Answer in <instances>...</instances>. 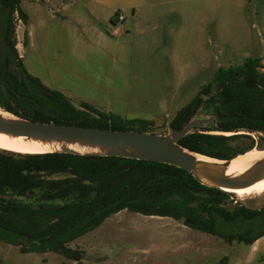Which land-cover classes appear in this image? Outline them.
Segmentation results:
<instances>
[{
    "label": "rangeland",
    "instance_id": "obj_1",
    "mask_svg": "<svg viewBox=\"0 0 264 264\" xmlns=\"http://www.w3.org/2000/svg\"><path fill=\"white\" fill-rule=\"evenodd\" d=\"M58 1L21 0L32 23L30 44L28 16L13 15L14 47L26 70L77 107L84 101L124 118H145L155 133H172L169 124L176 111L219 67L235 68L258 57L264 69V0H143L136 13L123 12L125 20L117 23L106 7H100L95 20L89 0H67L73 4L53 14L49 6ZM5 49L1 39L0 51ZM13 65L7 61L5 67ZM254 139L253 148L264 149V134ZM234 198L225 206H264V193ZM263 227L264 219H256L220 230ZM68 246L83 251L82 264H183L187 257L190 264H264V235L252 244L228 241L171 217L127 209ZM0 264L80 262L55 251L23 253L19 245L0 239Z\"/></svg>",
    "mask_w": 264,
    "mask_h": 264
},
{
    "label": "trees",
    "instance_id": "obj_2",
    "mask_svg": "<svg viewBox=\"0 0 264 264\" xmlns=\"http://www.w3.org/2000/svg\"><path fill=\"white\" fill-rule=\"evenodd\" d=\"M20 3L0 0V40L6 44L5 51H0L2 108L44 122L152 132L153 122L148 119L124 118L84 101L77 107L62 92L30 74L14 47V12L27 18ZM110 20L116 22L114 17ZM5 60L13 67H5ZM200 107L213 115L214 124L194 129L179 144L217 159L253 149L254 134H264L260 58L248 57L235 68L219 67L212 80L176 111L169 124L172 132L181 129ZM229 198L218 188L199 183L187 170L158 161L65 152L18 153L0 148V239L19 245L23 253L55 251L82 264L83 251L69 247L68 242L123 209L171 217L192 229L252 244L264 235V227L230 233L220 227L262 220L264 206L236 203L230 209L225 206Z\"/></svg>",
    "mask_w": 264,
    "mask_h": 264
},
{
    "label": "water",
    "instance_id": "obj_3",
    "mask_svg": "<svg viewBox=\"0 0 264 264\" xmlns=\"http://www.w3.org/2000/svg\"><path fill=\"white\" fill-rule=\"evenodd\" d=\"M0 110L6 113H0V133L2 134L25 137L43 143L58 142L91 149L79 151L64 146L47 152L119 156L167 163L187 170L199 183L216 187L229 194L231 198L238 196L232 190L249 187L264 179V153L242 171L227 174V165L240 154L230 159H217L199 154L179 144V140L194 129L214 124L213 115L209 111L202 114V107L181 129L171 134L44 122L14 114L1 106ZM258 150L264 151V149ZM200 156L223 161V163ZM234 199L238 201L237 198ZM18 241L28 244L24 238H18Z\"/></svg>",
    "mask_w": 264,
    "mask_h": 264
},
{
    "label": "bare ground",
    "instance_id": "obj_4",
    "mask_svg": "<svg viewBox=\"0 0 264 264\" xmlns=\"http://www.w3.org/2000/svg\"><path fill=\"white\" fill-rule=\"evenodd\" d=\"M0 113H3V111L0 110ZM6 114V113H3ZM68 146L71 148H74L79 151H86L91 150L86 147H79L77 145H68L58 142H52V143H43L39 141H35L32 139H27L25 137H12L9 135H5L0 133V148L14 151L18 153H43L47 151H52L59 149L61 147ZM264 153L263 150L258 149H251L250 151H247L243 154H240L236 157H234L229 164L226 167L227 174H234L242 171L245 169L253 160L257 159ZM201 158L208 159V160H215L211 159L205 156H200ZM218 161V160H215ZM219 163H223V161H218ZM235 192L239 197H243L246 195H252V194H258L261 195L264 193V179L261 181H258L257 183L246 187V188H240L236 190H232Z\"/></svg>",
    "mask_w": 264,
    "mask_h": 264
},
{
    "label": "crops",
    "instance_id": "obj_5",
    "mask_svg": "<svg viewBox=\"0 0 264 264\" xmlns=\"http://www.w3.org/2000/svg\"><path fill=\"white\" fill-rule=\"evenodd\" d=\"M90 1V6L91 8L88 10L89 14L95 18V20H98V10L100 7H106L108 9H112L114 11V14L111 18H115V15L117 13H121L123 15V20H125V15L123 12L127 10H131V12L134 14L136 13L137 7L143 3V0H89ZM96 14V16H94ZM28 16V15H27ZM110 18V19H111ZM67 19V18H65ZM118 21L116 20L115 23ZM32 28V23L30 21V18L28 16V37H29V44L31 42V38L33 35V32L31 31ZM148 216H154V215H148ZM162 217V216H158ZM183 264H190L189 263V258H185L182 260ZM243 262V261H240Z\"/></svg>",
    "mask_w": 264,
    "mask_h": 264
},
{
    "label": "built area",
    "instance_id": "obj_6",
    "mask_svg": "<svg viewBox=\"0 0 264 264\" xmlns=\"http://www.w3.org/2000/svg\"><path fill=\"white\" fill-rule=\"evenodd\" d=\"M46 3H49V0H44ZM73 4V1L69 2L67 0H59L58 3L56 5H54L53 7L52 6H49V11L53 14L59 12L60 10L62 9H66V8H69L71 5ZM15 15L18 16V13L17 11L14 12ZM123 15L121 13H117L115 15V19L117 21H121L123 20Z\"/></svg>",
    "mask_w": 264,
    "mask_h": 264
},
{
    "label": "flooded vegetation",
    "instance_id": "obj_7",
    "mask_svg": "<svg viewBox=\"0 0 264 264\" xmlns=\"http://www.w3.org/2000/svg\"><path fill=\"white\" fill-rule=\"evenodd\" d=\"M12 64V63H11ZM5 65H7V60H5Z\"/></svg>",
    "mask_w": 264,
    "mask_h": 264
}]
</instances>
